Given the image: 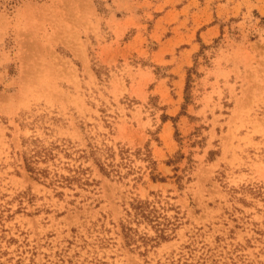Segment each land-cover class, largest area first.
<instances>
[{
    "label": "rangeland",
    "instance_id": "rangeland-1",
    "mask_svg": "<svg viewBox=\"0 0 264 264\" xmlns=\"http://www.w3.org/2000/svg\"><path fill=\"white\" fill-rule=\"evenodd\" d=\"M0 264H264V0H0Z\"/></svg>",
    "mask_w": 264,
    "mask_h": 264
}]
</instances>
